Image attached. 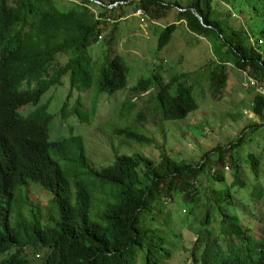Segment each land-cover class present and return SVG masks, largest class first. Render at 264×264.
<instances>
[{"label":"trees","instance_id":"trees-1","mask_svg":"<svg viewBox=\"0 0 264 264\" xmlns=\"http://www.w3.org/2000/svg\"><path fill=\"white\" fill-rule=\"evenodd\" d=\"M97 1L105 5L130 2L135 13L142 10L156 27L163 24L156 33L158 54L173 43L178 24L186 25L190 34L205 38L199 52L205 56V63L211 64L208 78L216 95L228 89V67L264 83V0ZM67 5L61 8L57 0H0V255L10 254L1 264H34L27 255L28 248L36 253L45 251L43 262L36 264H134L132 256L145 248L147 236L155 234L141 229L145 226L142 218L148 216L158 222V207L177 201L205 211L200 219L202 227L220 224L218 234L216 229L204 228L196 242L186 243L194 264H264V232L263 237L256 235L254 219L243 220L241 213L226 210L238 208V194L252 189L234 155L248 144V135L260 125L245 130L227 147L217 146L202 154L197 164L175 161L165 152L159 163L142 153H123L98 168L88 161L81 135L71 133L52 141L56 115L42 103L49 91L65 82L70 85L68 101L75 92L94 91L88 114L80 108L81 98L79 107L70 111L67 101L60 112L65 121L76 116L82 124L92 125L100 96L113 97L127 90L134 69L124 56L103 55L97 62L92 53L94 46L103 45L100 40L109 24L118 30L122 19L128 18L125 13L112 15L126 5L112 10L92 0H70ZM171 20L174 23L170 24ZM114 40L111 37L107 45ZM191 57L183 56L179 62L187 63ZM156 64L132 91L154 96L161 124L187 121L201 106L194 95L195 86L187 74L171 77L174 66ZM243 89L254 93L253 114L264 119V94L250 81ZM26 106L35 108L28 116L20 112ZM131 117L130 109H122L118 120L108 122L104 129L126 146L152 145L144 133L149 132L150 125H132ZM248 159L262 182V159L255 154H249ZM227 166L236 175L230 185ZM217 184H227V190H218ZM37 189L54 195L58 215L55 212L45 218L42 208L35 210L31 191L38 193ZM258 192L264 199V190ZM94 197L103 208L92 217ZM22 200L25 205L15 210ZM222 208L225 213H217ZM189 213L183 210L181 217L186 219ZM173 220L164 218V224ZM150 244L162 258L151 237ZM144 264L159 263L149 251Z\"/></svg>","mask_w":264,"mask_h":264},{"label":"rangeland","instance_id":"rangeland-1","mask_svg":"<svg viewBox=\"0 0 264 264\" xmlns=\"http://www.w3.org/2000/svg\"><path fill=\"white\" fill-rule=\"evenodd\" d=\"M70 0H57L61 8H66ZM80 1V0H76ZM113 0H104L105 3L111 4ZM170 1V0H167ZM186 3L188 0H180ZM106 7V6H105ZM107 8V7H106ZM125 13L127 19L119 20V29L115 30L114 24H109L103 34V39L100 42L103 45L100 47L94 46L92 53L95 54V60L98 62L103 55L111 58L121 55L128 61L133 69L128 80L129 87L125 91H121L110 97L108 95L100 96L98 101V111L92 125L82 124L80 119L72 116L69 121H65L60 116L61 108L66 103L70 85H64L59 88L52 89L43 98V104L47 103L49 112L56 115L52 124L51 139L52 141L61 140L62 137H69L72 134L81 135L84 140V145L88 151V161L100 168L104 163L112 162L116 154H136L142 153L159 163L162 159L163 152L175 161H185L190 164L200 162L202 154L207 153L217 146L227 147L233 141L238 139L242 133L253 126L260 125L261 128L248 135V144L243 146L235 153V158L244 169V181L248 182L252 189L249 192L241 191L237 198L236 204L238 208L232 207L226 209L233 213H241L243 220L254 219L256 222V235L263 237L264 232V199L260 197L258 190H264V119L258 118L253 114L252 103L255 98L253 92H247L243 89L245 82L250 81L253 86H257L259 92L264 93V83L255 82L247 72L241 71L236 67H228L230 75L228 89L223 94H214L211 89V82L208 74L211 71V64L205 63V56L201 55L199 48L204 46L205 38L190 34L186 25H181L177 36L173 43L166 50L158 54L159 38L157 31H161L160 24L156 27V22L149 20L147 15L135 14V7L126 5L118 8L112 15L117 17ZM152 19V18H151ZM174 20V19H173ZM171 20V23L174 21ZM184 27V28H182ZM257 33H259L257 31ZM114 37V41L107 45V41ZM208 50L211 51L209 45ZM191 52L195 54L192 55ZM193 56L187 63L179 62L183 56ZM66 57L61 59L64 63ZM158 64H167L174 66L169 72L171 77H176L180 74H187L189 83L195 86L194 95L199 99L200 109L196 113L183 122H165L161 124L162 115L160 112L155 113L156 105L152 100L153 95H138L132 89L141 80L148 77L151 69ZM179 62V64H176ZM163 66V65H162ZM248 87V86H247ZM96 88V87H94ZM94 91L79 94L74 93L68 101L69 110L72 111L78 106V101L81 98L83 112H91L94 102ZM130 109L132 117L130 124L144 127L150 125L149 132L144 131L147 138L152 140V145L133 144L132 146L124 145L119 137L105 131L104 126L110 122H116L119 118L122 109ZM35 108L27 106L21 109V113L25 116L31 114ZM58 115V116H57ZM122 126L121 124H118ZM72 130V132H71ZM249 154H255L262 159L263 174L262 182L259 183L251 164H248ZM63 169H67V164L61 162ZM230 171L226 172V177L229 182L234 181L235 171L227 166ZM228 185L217 184L216 188L220 191L227 190ZM255 188H257L255 190ZM38 193L31 191L35 208L41 207L45 216L51 215L57 209L53 205L54 195L46 191L38 190ZM75 192V190H74ZM94 202L97 203L96 197ZM25 205V201L15 205V210ZM54 207L55 211H52ZM217 209V213H225L224 208ZM98 203L94 204L91 215L95 216L98 212ZM160 215L158 222H150L151 229L165 230L166 237L171 247L175 249V264L183 261V242H190L193 237L200 235L205 229L215 230L220 224L213 227H202L200 219L204 217L205 211L196 210V206L192 203H184L177 201L175 204L165 202L162 207H158ZM183 210H188L189 215L183 219ZM51 211V212H50ZM247 213V214H244ZM58 215V214H57ZM169 215V216H168ZM156 216V215H155ZM144 218V217H143ZM142 218V222L145 219ZM164 218L171 221L168 225L164 224ZM191 225V229L186 228V224ZM254 225V224H253ZM141 225V229H143ZM205 228V229H204ZM255 236V235H254ZM177 246V248L174 247ZM27 255L35 263H41L45 257V251L41 250L36 253L32 248H28ZM163 257L160 264H173L166 253L161 252ZM10 254L0 255V264L3 260L9 258ZM139 264H142V259L139 258Z\"/></svg>","mask_w":264,"mask_h":264},{"label":"clouds","instance_id":"clouds-1","mask_svg":"<svg viewBox=\"0 0 264 264\" xmlns=\"http://www.w3.org/2000/svg\"><path fill=\"white\" fill-rule=\"evenodd\" d=\"M92 1H94L95 3H97V4H99V5H104V6H106L109 10H112V9H116V8H118L120 5H128L130 2H128V3H126V2H120V3H116V4H113V5H105V4H102L101 2H99V1H95V0H92ZM136 1H142V0H136ZM179 11H184V10H182V9H178ZM136 15L137 14H140V16L141 15H144L145 13L142 11V10H139V11H137L136 13H135ZM195 14H197L196 12H195ZM199 15V14H198ZM197 16V15H196ZM200 16V15H199ZM198 17V16H197ZM199 18V17H198ZM127 19V18H126ZM203 19V18H202ZM202 22H203V20H202ZM181 25H183V24H178V26H179V29H180V26ZM182 28H184V27H182ZM252 85H253V83L252 82H250ZM258 86V85H257ZM261 93V92H260ZM264 94V93H263ZM27 107V106H26ZM26 107H24V108H26ZM29 107V106H28ZM21 109H23V108H21ZM20 112H21V110H20ZM32 113V112H31ZM23 115V114H22ZM30 115V114H29ZM25 116V115H24ZM28 116V115H27ZM230 171V169L229 168H226V172H229ZM32 198H33V196H32ZM97 203H98V200H97ZM97 203H95V204H97ZM100 204L98 203V206H99ZM39 208V207H38ZM38 208L36 207L35 208V210H38ZM41 208V207H40ZM100 208H103V206L101 205L100 207H99V210H100ZM97 212V211H96ZM99 212V211H98ZM45 218H46V216H44ZM150 222H154L151 218H148V216H146V218H145V220H144V222H142V224L144 223V225L145 226H143L144 227V229H146V230H149L150 232H155V234H153V235H149V236H147L146 238L148 239V241L146 242V245H145V248L143 249V250H139V251H137L136 252V254H135V256H132V261L134 262V264H139V258H141L142 259V264H144V262H146V257H147V255H148V253H149V251H151L152 252V255L155 257V259L157 260V262L160 264V262H161V259L163 258H159L158 256H157V251L155 250V245H151L150 244V237L154 240V242H155V244H157V246H158V248H160L161 249V251H160V253L161 252H164V253H166V256H167V258L170 260V261H172L173 262V264H175V249H173V247H171V245H170V243L168 242V239H167V237H166V231L165 230H161V229H151L150 228V226H149V224H150ZM147 223V224H146ZM221 231V229H220V225H219V227L216 229V232H215V235L216 234H218L219 232ZM198 237H200V235H198V236H196V237H193L192 238V240L190 241V242H196L197 241V239H198ZM190 242H183V250H184V253H183V255H182V257H183V261L181 262V263H178V264H194V259H193V256H191V254H190V251H188L187 249H186V247H185V245H186V243L188 244V243H190ZM174 247L175 248H177V246L176 245H174ZM31 260V259H30ZM32 261V260H31ZM34 264H36L34 261H32Z\"/></svg>","mask_w":264,"mask_h":264},{"label":"water","instance_id":"water-1","mask_svg":"<svg viewBox=\"0 0 264 264\" xmlns=\"http://www.w3.org/2000/svg\"><path fill=\"white\" fill-rule=\"evenodd\" d=\"M196 15L199 17V19H200L201 21L203 20L201 16H199L198 14H196Z\"/></svg>","mask_w":264,"mask_h":264}]
</instances>
